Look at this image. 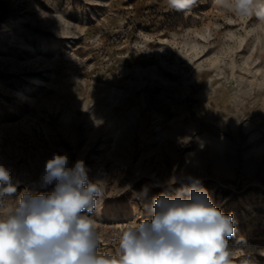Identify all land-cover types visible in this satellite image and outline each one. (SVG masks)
Segmentation results:
<instances>
[{
    "label": "rangeland",
    "instance_id": "1",
    "mask_svg": "<svg viewBox=\"0 0 264 264\" xmlns=\"http://www.w3.org/2000/svg\"><path fill=\"white\" fill-rule=\"evenodd\" d=\"M53 154L102 190L98 253L195 180L233 217L230 264H264V0H0V216L53 190Z\"/></svg>",
    "mask_w": 264,
    "mask_h": 264
},
{
    "label": "clouds",
    "instance_id": "2",
    "mask_svg": "<svg viewBox=\"0 0 264 264\" xmlns=\"http://www.w3.org/2000/svg\"><path fill=\"white\" fill-rule=\"evenodd\" d=\"M167 4L190 10L196 0ZM35 183L54 188L40 194L25 189L14 208L0 216V264H230L227 237L234 234L233 217L196 187L199 181L175 196L153 197L144 205L151 219L130 223L120 237L118 257L111 258L97 251L90 214L102 190L89 181L84 161L69 167L67 155L53 154ZM15 192L10 170L0 164V204Z\"/></svg>",
    "mask_w": 264,
    "mask_h": 264
},
{
    "label": "bare ground",
    "instance_id": "3",
    "mask_svg": "<svg viewBox=\"0 0 264 264\" xmlns=\"http://www.w3.org/2000/svg\"><path fill=\"white\" fill-rule=\"evenodd\" d=\"M261 187L264 189V186L261 185ZM94 226H95V224H94Z\"/></svg>",
    "mask_w": 264,
    "mask_h": 264
}]
</instances>
